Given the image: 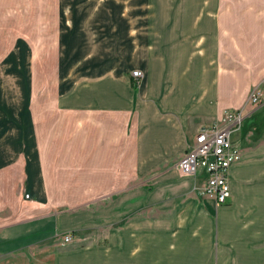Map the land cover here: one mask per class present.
Returning <instances> with one entry per match:
<instances>
[{
    "label": "crops",
    "instance_id": "crops-1",
    "mask_svg": "<svg viewBox=\"0 0 264 264\" xmlns=\"http://www.w3.org/2000/svg\"><path fill=\"white\" fill-rule=\"evenodd\" d=\"M41 2L0 0V264H264V0H53L37 69ZM240 110L216 207L176 164Z\"/></svg>",
    "mask_w": 264,
    "mask_h": 264
},
{
    "label": "built area",
    "instance_id": "built-area-1",
    "mask_svg": "<svg viewBox=\"0 0 264 264\" xmlns=\"http://www.w3.org/2000/svg\"><path fill=\"white\" fill-rule=\"evenodd\" d=\"M131 76L136 87L142 73L133 71ZM259 95L257 91L251 93L248 100L250 108L259 106ZM245 115L244 110L227 111L220 121L221 126L198 130L189 151L176 164V169L184 176L203 174V196L216 207L226 204L231 198L230 168L241 161V150L232 142L231 136L241 129ZM70 241L71 236L68 233L61 236L62 244Z\"/></svg>",
    "mask_w": 264,
    "mask_h": 264
},
{
    "label": "rangeland",
    "instance_id": "rangeland-1",
    "mask_svg": "<svg viewBox=\"0 0 264 264\" xmlns=\"http://www.w3.org/2000/svg\"><path fill=\"white\" fill-rule=\"evenodd\" d=\"M29 4L26 6H33V0H27ZM42 6L43 9L41 15H42V30L40 31V36H35L38 34L37 29H35V35L33 40L35 41L34 45H30L29 54L31 57V63L30 67L34 68L37 67L40 69H46L49 67V62L51 61L53 63L52 58V42H53V32L51 31L50 25L53 22V14L50 12L51 8L53 7V0H42ZM46 3V4H45ZM37 8V6H36ZM37 18V14L35 15ZM30 31V30H28ZM33 59V60H32ZM134 86V85H133ZM39 86L37 84V89L35 92V101L39 100ZM37 108V107H36ZM62 236V235H61ZM60 236V237H61Z\"/></svg>",
    "mask_w": 264,
    "mask_h": 264
}]
</instances>
